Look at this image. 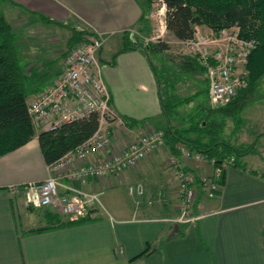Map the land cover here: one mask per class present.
I'll list each match as a JSON object with an SVG mask.
<instances>
[{"label":"crops","instance_id":"0c3cea01","mask_svg":"<svg viewBox=\"0 0 264 264\" xmlns=\"http://www.w3.org/2000/svg\"><path fill=\"white\" fill-rule=\"evenodd\" d=\"M11 1L22 7L5 1L10 9L24 8L61 24L73 21L105 35L98 58L112 106L124 118L142 122L140 126L139 122L127 123L122 130H116L109 122L110 148L126 144L145 123L166 121V126L170 125L164 106L172 103L170 98L161 96L160 83L148 55L139 47L119 51L122 32L138 25L144 14L140 0ZM49 63L28 64L37 67L42 76L30 89L38 84L43 90L51 84L59 65L53 67ZM204 82L207 87L205 79ZM40 91L29 93L27 101ZM261 120L264 123V118ZM243 121L240 116L229 141L253 142L254 151L240 156L241 164L226 167L214 196L208 197L200 182H195L197 195L191 212L197 217L184 223L170 221L164 201L156 205L132 200L118 201L123 204L118 209L108 206L111 212L97 211L75 223L52 225L46 220L44 208L41 213L35 210L38 208L26 206L23 191L12 195L8 189L10 184L42 180L50 173L35 133L24 144L0 155V264H264V127L249 131ZM168 140L165 137L164 145L135 168L114 176H89L85 182L71 183L104 193L124 179L135 181L145 178L146 173L158 174V166L163 165L165 157L173 155ZM184 164L193 166L188 170L198 179L209 171L194 163L184 161ZM159 179L168 182L166 176Z\"/></svg>","mask_w":264,"mask_h":264},{"label":"built area","instance_id":"2783aa9c","mask_svg":"<svg viewBox=\"0 0 264 264\" xmlns=\"http://www.w3.org/2000/svg\"><path fill=\"white\" fill-rule=\"evenodd\" d=\"M104 40V34L94 31L73 44L51 84L27 103V113L36 132L54 130L62 123L87 117L91 113L98 116V126L89 137L48 164V176L23 185L8 186L12 195L23 191L28 205L47 208L63 219L76 220L97 211L107 213L102 190L78 188L72 181L85 182L89 176L117 175L136 166L165 143L164 130L148 122L126 144L110 148L112 132L108 123H112L116 130H122L127 122L112 106L110 91L102 77L98 55ZM178 42L202 67L211 106L225 104L244 86V66L255 42L241 36L238 26L225 27L217 32L198 28L191 38ZM176 148L184 161L192 160L200 167L209 168L199 181L207 196H214L221 186V174L233 163L234 156L224 157L218 163L184 144L178 143ZM169 165L179 182L183 208L175 222L192 221L197 217L191 212L197 195L193 175L181 167L174 154L169 157ZM127 190L130 194L140 195L144 188L138 182L129 185Z\"/></svg>","mask_w":264,"mask_h":264},{"label":"trees","instance_id":"16d2710c","mask_svg":"<svg viewBox=\"0 0 264 264\" xmlns=\"http://www.w3.org/2000/svg\"><path fill=\"white\" fill-rule=\"evenodd\" d=\"M2 1L22 7L11 0H0ZM146 2L149 7L151 0ZM161 2L164 6V27L176 40L191 38L198 28H202L200 26L217 32L222 28L236 25L240 29L241 36L253 39L255 42L244 66L245 84L228 102L218 106L201 104L196 114L188 117L186 126L169 125L164 130V136L169 138L170 150L174 155L180 154L175 146L180 142L190 149L214 158L218 163L224 157L234 156L232 164H241L240 156L253 152L255 144L253 142L235 144L224 137L223 131L227 118H235L236 123L240 120L243 106L258 81L264 76V0H161ZM29 12L36 14L45 22L63 25L40 13ZM147 19L143 14L138 25L145 23ZM69 27L71 35L66 42L67 50L62 55L66 54L73 44L94 32L83 24ZM19 40L15 27L0 10V155L24 144L36 133L43 159L49 164L89 137L98 126V116L97 113H91L87 117L62 123L54 130L36 132L27 113V96L42 89L36 83L35 87L30 89V85L42 76L39 75L37 67L28 66L30 62L22 55V42ZM138 47L147 55L149 52L161 53L169 49L165 40L140 42L131 39L128 33L124 32L119 51ZM177 59V66L182 72L203 74L202 67L194 57L179 56ZM124 119L129 125L139 122L133 118ZM192 175L194 183L200 182L194 173ZM223 176L224 172L219 179L220 183ZM45 215H47L46 220L55 226L81 220L63 219L60 214L47 208ZM45 228L47 227L44 226ZM147 249L138 256L143 255Z\"/></svg>","mask_w":264,"mask_h":264},{"label":"rangeland","instance_id":"374dc122","mask_svg":"<svg viewBox=\"0 0 264 264\" xmlns=\"http://www.w3.org/2000/svg\"><path fill=\"white\" fill-rule=\"evenodd\" d=\"M140 3H142L144 14L148 19L145 23L123 31L122 35L124 32H127L131 39H136L140 42L155 41L157 39H162L167 42L169 49L161 53L149 52L148 57L154 65V70L160 83L161 96L165 99L170 98L169 101L172 103L169 106H164V112L168 120H170V126H186L188 117L196 114L200 108L198 107V103L201 102V104L211 105L205 93L206 85L204 77L201 73L182 72L178 68L177 58L179 56L190 57V55L178 40L167 33L164 27V6L161 0H151L149 7L146 0H140ZM7 5L5 1L0 2V10L3 11L6 18L15 27L20 38L19 41L22 42L21 53L26 57L25 59L31 63H35L37 66H44L49 61L53 67L59 65L58 68L60 70L65 58V54L62 55V53L67 50L66 42L71 35L69 26L76 27L80 26V24L74 23L73 21L70 24L63 25L45 22L32 12L24 11L17 7L10 9ZM165 80L168 83H165ZM240 116L244 119V128L249 131L253 128L259 129L264 127V123L261 120L264 118V76L258 81L253 92L250 94L247 103L240 112ZM235 120V118L226 119L223 131L225 138H231L233 136L235 132ZM141 123L139 122V126ZM149 123L154 126L156 125L155 127L162 130H165L167 127L166 121L154 122L155 124L152 122ZM122 136L124 135L122 134L121 138ZM167 143H170L169 140ZM179 144L183 143L179 142ZM177 160L185 171L193 167L188 166L189 164H184L182 157L177 158ZM192 163L191 160L190 165ZM158 167V174L156 171L150 172V174L146 173L145 178L136 179L135 181L124 179L121 184L116 185V188L113 187L114 189H109L104 192L102 194V200L106 209L111 212L112 210L110 208L118 209V206H123L118 201L132 202V200H138L139 202H148L156 205H161L162 201H164L166 208L169 209L168 214L171 215L170 221L175 222V219L183 211L179 182L173 167L169 165V159L167 157H165L163 165ZM188 172L191 174L189 170ZM160 176H166L168 182L164 183L159 179ZM138 182L143 184V193L140 195L130 194L127 187ZM158 189L162 191L159 192ZM26 206H28L27 203ZM31 207L38 208L35 210L41 213L43 210H46V208L42 210L40 207ZM33 213L35 214V212Z\"/></svg>","mask_w":264,"mask_h":264}]
</instances>
